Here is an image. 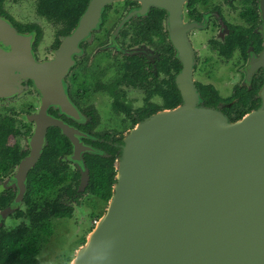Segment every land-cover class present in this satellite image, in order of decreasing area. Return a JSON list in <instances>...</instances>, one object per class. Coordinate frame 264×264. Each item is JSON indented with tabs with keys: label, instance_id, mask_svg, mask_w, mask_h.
<instances>
[{
	"label": "water",
	"instance_id": "water-1",
	"mask_svg": "<svg viewBox=\"0 0 264 264\" xmlns=\"http://www.w3.org/2000/svg\"><path fill=\"white\" fill-rule=\"evenodd\" d=\"M115 1L121 0H89L53 58L42 61L33 55L35 33L18 31L0 15V98L20 95L23 80L39 93V108L29 118L35 122L30 152L9 178L18 190L0 212V225L22 203L27 172L47 145L48 127L69 138L70 158L84 173L83 153L103 155L81 144L77 132L48 109L80 118L65 76L103 8ZM138 1L139 13L150 5L168 12L169 37L183 63L177 78L182 103L146 118L123 139L108 206L74 264H264V107L230 121L199 106L182 18L186 0ZM87 183L81 179L80 189Z\"/></svg>",
	"mask_w": 264,
	"mask_h": 264
},
{
	"label": "flooded vegetation",
	"instance_id": "flooded-vegetation-1",
	"mask_svg": "<svg viewBox=\"0 0 264 264\" xmlns=\"http://www.w3.org/2000/svg\"><path fill=\"white\" fill-rule=\"evenodd\" d=\"M10 3L7 5L6 0L2 1L0 15L10 20L15 27V15L7 6L17 2L10 0ZM141 6L138 0H121L106 5L97 29L91 32L88 40L80 43V53L75 56V64L65 76L67 97L79 110L80 118L75 120L53 106L48 109L50 115L61 119L77 132V140L83 145L103 149L96 143H104L118 148L120 154V142L138 123L161 110L170 109L165 108L166 93L176 91L181 99L176 106L182 103L177 78L183 63L169 37L168 12L150 5L139 13ZM182 18L187 27L185 37L192 50V79L199 94L198 105L219 110L230 120L241 109L250 108L239 119L264 107V0H186ZM48 23L57 28L61 26V23ZM40 29L43 32L41 26ZM30 32L35 33L32 51L39 61L53 58L61 39L69 34L60 36L59 44L55 46L56 29L54 40L47 49L49 54L42 57V37L36 42V32ZM21 83V96L15 95L10 100L0 99V116L10 117L14 122L15 135H9V141L27 140L24 147L18 142L12 144L18 151L26 152L20 161L30 152L29 139L35 122L29 118L39 108V93L32 89L31 81L23 80ZM26 86L29 89L24 92ZM204 87L215 90L217 97L213 99V105H204L200 95ZM20 105L25 108L20 109ZM49 128L52 126L47 131ZM70 146L71 150L62 158V162L68 165L70 171L79 172V182L75 187L76 192L69 198V205L73 209L71 216L66 218L68 222L72 221L75 209L80 208L86 194V187L80 189L84 173L70 158L73 150L71 142ZM86 154H82L83 159ZM103 155H106L105 152ZM18 164L14 167L15 172ZM85 177L88 179V172ZM7 189L13 190L16 196L18 186L7 187L0 192ZM65 202L68 204V199ZM21 206L24 209L16 210H26L23 200ZM16 210L8 216L24 218L25 215L16 216ZM81 213L83 215L78 216V220L83 222L80 225L84 227L88 224V218L84 211ZM72 224V238L76 241L83 230L74 221ZM73 250L60 258L71 264ZM39 254L40 249L35 258L42 264ZM15 264H19L17 253ZM45 264L54 263L46 261Z\"/></svg>",
	"mask_w": 264,
	"mask_h": 264
},
{
	"label": "trees",
	"instance_id": "trees-1",
	"mask_svg": "<svg viewBox=\"0 0 264 264\" xmlns=\"http://www.w3.org/2000/svg\"><path fill=\"white\" fill-rule=\"evenodd\" d=\"M3 0H0V8ZM19 2L23 0H13ZM89 0H34L35 12L47 22L61 23L57 28L55 46L59 44L60 36L71 32L78 22ZM13 20V19H12ZM14 25L21 32H36V42L41 39L42 32L38 23H19ZM200 95L205 106L213 105L217 97L212 87H204ZM165 108H174L181 102L176 91L166 93ZM250 108L241 109V112L232 120L239 119ZM15 135L13 119L0 116V183L10 174L26 152L18 151L10 144L9 135ZM47 145L36 164L28 170L27 188L23 197L26 210H16V216H23L29 220V225L21 223L16 227L0 225V264H15V253L19 264H39L35 258L39 250L36 234L29 235L30 230L38 228L45 235L51 232L50 223L46 222L48 212L56 218L71 216L72 206L69 198L76 192L79 182V172L70 171L62 158L71 150L68 138L58 128H49L46 133ZM121 144V142H120ZM104 149L106 155H84L85 166L88 169V183L84 193L91 194L97 199L108 202L112 187L115 183V161L118 148L104 143H96ZM102 149V150H103ZM14 197V192L7 189L0 192V210L9 205ZM67 197V198H66ZM68 199V204L65 200ZM76 200V199H75Z\"/></svg>",
	"mask_w": 264,
	"mask_h": 264
},
{
	"label": "rangeland",
	"instance_id": "rangeland-1",
	"mask_svg": "<svg viewBox=\"0 0 264 264\" xmlns=\"http://www.w3.org/2000/svg\"><path fill=\"white\" fill-rule=\"evenodd\" d=\"M7 5L10 3V0H6ZM11 4V3H10ZM10 6V5H9ZM11 7V8H10ZM7 6L8 10H12V14L15 15V20L20 21V22H30V21H37L40 26L42 27V39H41V55L42 57H46L49 52H47L49 49L48 47L54 40V35H55V30L57 29L56 26L50 25L44 18H40L37 16L35 12V5H34V0H23L19 1L13 6ZM26 92V91H24ZM23 94V91L20 95ZM15 95H12L10 97H1L2 99L5 100H10L15 97ZM0 98V99H1ZM35 101V100H34ZM25 102V101H24ZM23 102V103H24ZM25 108L22 105L19 107ZM2 109H0V112ZM19 143L21 147H24L27 143V140L20 139L19 141H15V139H10V143ZM15 169H13L10 174L1 182L0 190L6 189L7 187H13L15 188L16 185L15 183H12L11 180L9 179L11 175H14ZM84 173V172H83ZM84 179L85 173H84ZM82 178V179H83ZM22 203L19 205V208L24 209V206H21ZM108 206V202L101 201L94 197L93 195L85 194L81 200L80 208H76L75 210V216H73L72 221L68 222L66 218H53L52 215L50 214L51 211L48 212V217L46 222L50 223V229L51 232L47 236L44 233L41 232L40 229L34 228V230L29 231V235L31 234H36V239H37V244L40 249V254L39 258L42 264H45L46 261L48 262H53L54 264H70L66 263V259H61L63 258L66 253L71 252V250L74 248L72 251V254L70 257L74 258V256L77 253V250L82 247L86 239L89 235V233L95 228L97 222L99 221L100 217L105 213L106 207ZM81 211H84L86 219L88 218V224L82 227L80 224L83 223L81 220H78L79 217H82ZM14 212V211H12ZM79 216V217H78ZM83 217V219L85 218ZM85 219V220H86ZM77 223L82 227L83 230V238H81V234H79V238L75 241L74 238H72V230H71V225L72 222ZM21 222L26 223L29 225V220H27L26 217L21 218V219H16L13 216H7L5 219L1 220V224L4 227H16L18 224ZM81 238V239H80ZM81 241H80V240ZM83 240V241H82ZM61 257V258H60ZM65 262V263H64Z\"/></svg>",
	"mask_w": 264,
	"mask_h": 264
},
{
	"label": "bare ground",
	"instance_id": "bare-ground-1",
	"mask_svg": "<svg viewBox=\"0 0 264 264\" xmlns=\"http://www.w3.org/2000/svg\"><path fill=\"white\" fill-rule=\"evenodd\" d=\"M96 225H97V224H96ZM75 257H76V256H75ZM75 257L73 258L71 264H74V262H75Z\"/></svg>",
	"mask_w": 264,
	"mask_h": 264
}]
</instances>
